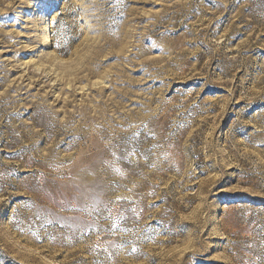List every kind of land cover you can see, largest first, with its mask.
<instances>
[{"label":"rangeland","instance_id":"374dc122","mask_svg":"<svg viewBox=\"0 0 264 264\" xmlns=\"http://www.w3.org/2000/svg\"><path fill=\"white\" fill-rule=\"evenodd\" d=\"M0 264H264V0H0Z\"/></svg>","mask_w":264,"mask_h":264},{"label":"bare ground","instance_id":"6f19581e","mask_svg":"<svg viewBox=\"0 0 264 264\" xmlns=\"http://www.w3.org/2000/svg\"><path fill=\"white\" fill-rule=\"evenodd\" d=\"M50 40L48 38L45 39L44 43H48Z\"/></svg>","mask_w":264,"mask_h":264}]
</instances>
